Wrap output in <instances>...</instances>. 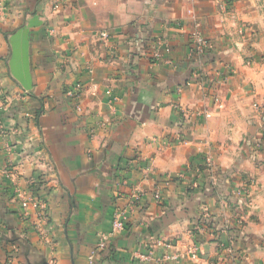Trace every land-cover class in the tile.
<instances>
[{
    "label": "crops",
    "instance_id": "crops-1",
    "mask_svg": "<svg viewBox=\"0 0 264 264\" xmlns=\"http://www.w3.org/2000/svg\"><path fill=\"white\" fill-rule=\"evenodd\" d=\"M0 114V264H264V0H0Z\"/></svg>",
    "mask_w": 264,
    "mask_h": 264
},
{
    "label": "built area",
    "instance_id": "built-area-1",
    "mask_svg": "<svg viewBox=\"0 0 264 264\" xmlns=\"http://www.w3.org/2000/svg\"><path fill=\"white\" fill-rule=\"evenodd\" d=\"M101 39H107L108 34L106 32H101L99 34ZM190 47H189V53L194 58L195 62L198 64L199 68L205 64V62L212 61L210 59L211 55V44L209 41L203 36V34L200 32L199 29L194 30L192 34L190 35ZM200 77H202L200 75ZM202 80V79H201ZM25 95V94H23ZM106 95L111 96V92L108 90L106 91ZM66 96L69 97L72 101L77 102L79 99V90L77 88H69L66 91ZM215 102L220 106V102L217 97L214 96ZM113 101L110 99V102ZM78 109V108H77ZM205 119L210 118V114L203 112L201 114ZM2 123L1 114H0V125ZM203 166L206 168V170L210 171L213 168L212 158L211 156L207 155L203 158ZM13 197L18 202L20 208L24 211V215L28 216V210H35L36 211V226L38 228V231L41 232V228H43L47 224V216L45 213L44 204L39 199H35L33 196L28 194L27 192L20 190L19 188H16L13 191ZM125 217L120 212L116 213L114 215V218L111 223V227L109 232L105 234H101L98 238V241L96 243V246L94 250H92L89 261L93 260V258L96 256V254H100L104 252L107 249V242L110 238L114 237L115 235L121 233L124 228ZM156 246L159 248H163L165 251L159 255V258L157 260H154L153 255L154 252L152 250H148L146 253L139 255V259L143 262H154L156 264H168L170 262H174L177 260V257L172 253L176 252V254L179 252L178 249V242L177 241H171V242H164L162 240H156L155 241ZM186 256L191 261H196L198 259V247L195 243H187V247H185V253Z\"/></svg>",
    "mask_w": 264,
    "mask_h": 264
},
{
    "label": "rangeland",
    "instance_id": "rangeland-1",
    "mask_svg": "<svg viewBox=\"0 0 264 264\" xmlns=\"http://www.w3.org/2000/svg\"><path fill=\"white\" fill-rule=\"evenodd\" d=\"M183 258L186 259V260H189V258L186 256V254L183 256ZM189 261H191V260H189ZM192 262H194V261H192Z\"/></svg>",
    "mask_w": 264,
    "mask_h": 264
}]
</instances>
